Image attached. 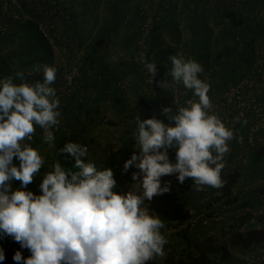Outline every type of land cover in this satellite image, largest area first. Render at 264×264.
I'll return each instance as SVG.
<instances>
[{
	"label": "clouds",
	"instance_id": "clouds-1",
	"mask_svg": "<svg viewBox=\"0 0 264 264\" xmlns=\"http://www.w3.org/2000/svg\"><path fill=\"white\" fill-rule=\"evenodd\" d=\"M168 59L170 67L157 83L173 97V106L162 109L170 124L139 115L130 122L135 151L121 172L138 171L123 188L104 161L92 158L87 144L69 139L58 146L62 109L53 87L56 67L39 66L42 78L32 83L23 72L0 77V240L10 237L28 251L27 257L15 251L16 264H156L169 243L166 220L149 207L154 196L171 189L161 178L175 176L181 184L191 178L196 192L223 187L230 143L243 139L234 125L246 121L237 116L230 125L221 116L209 95L211 84L201 78V63L181 54ZM139 62L152 85L157 63L143 54ZM182 95L189 98L180 103L176 98ZM37 134L51 163L33 146ZM36 179L39 194L28 190Z\"/></svg>",
	"mask_w": 264,
	"mask_h": 264
},
{
	"label": "trees",
	"instance_id": "trees-1",
	"mask_svg": "<svg viewBox=\"0 0 264 264\" xmlns=\"http://www.w3.org/2000/svg\"><path fill=\"white\" fill-rule=\"evenodd\" d=\"M20 4L24 0H17ZM68 1V0H64ZM73 1L75 4L74 0ZM261 0H249L246 6L257 4ZM85 3H89L87 12L91 14L94 12L92 8L94 4L90 3L89 0H85ZM108 6L105 16L101 19L99 25L96 28L95 34L89 40H82L78 35L72 33V40H75L78 44L75 48L66 46V53L78 55L82 50L81 57L78 60V76L74 79L72 92L64 97V106H62V124L60 130L56 133L58 146L66 140L79 141L86 144V134L93 125H100L103 127H115L118 122L126 123L129 129H123L125 134L128 136L124 137L120 141L122 145L116 155H114L110 164H105L114 172V178L117 180V184L120 188L125 187L127 181H131V173L134 168L130 167L127 173H122L121 169L123 163L130 158L133 154L134 140L131 139V132L135 129L134 122L135 117L141 111L143 114L140 115L141 119H147L146 112L155 110L157 112L156 118L159 119L164 116L162 109L164 107H171L172 96L169 94V98L166 97L167 93H164L158 86V81L163 79L166 75L167 69L170 67L169 56L175 51L167 43V47L163 50L159 49V46L163 45L160 38V31L167 28L170 21L165 22L163 25L155 27L154 31L148 38V56L149 61L154 60L157 63V75L154 78L152 85L144 84V75L134 65L133 59L139 55V47L137 46L138 34H137V23L135 24V18L132 16L128 20V26H125V38H122V44L120 45V53L131 52L132 62L135 70V76L137 78V86L144 85L148 89V95L142 99L135 107L130 105L125 100L128 89L126 87L121 88L118 85L119 82L125 81L124 74L121 73L124 63L117 61L114 68L117 70L113 74H109L107 68H110L107 64L98 63L101 54H103L110 46L111 39L119 34L122 27L121 18L119 16L118 4ZM74 4L72 7L74 8ZM93 6H91V5ZM105 4V3H104ZM122 4L124 7L123 12L129 10V6ZM186 7V3L184 5ZM81 10L80 7L75 8ZM126 9V10H125ZM220 12L221 17L229 19L231 26L235 28H249V25L245 24L247 19V12L249 16L252 15L247 11H232L223 10ZM222 12V13H221ZM27 13L31 14L32 17H37V10H29ZM121 13V12H120ZM110 14V15H109ZM245 14V15H243ZM175 14H170V17ZM177 15V14H176ZM175 15V16H176ZM76 13L72 14V20L77 18ZM97 17V15H96ZM3 18V12L0 8V20ZM69 23L66 22L63 25V29L67 32ZM190 45L188 47L189 56L201 63L204 67V72H207L212 67H216L220 72L217 78L219 83L214 86V89H221L229 86L231 82H234V78L239 77L238 69L242 72L245 71L243 65L246 63V59L249 57L248 53H244L235 48L228 51L210 53L208 52V45L213 39V27L209 25L207 19H201V21L190 22ZM13 32L11 35L0 36V77H6L14 75L17 70L10 68L9 63L16 61L17 67L23 72L25 80L27 82H35L37 74L42 72V68L39 66L47 64L51 66L52 62V51L50 44L41 39L37 33L35 26L32 22H26L22 25L14 22L9 23ZM176 27V25H175ZM68 28V29H67ZM224 27L219 35L216 37L217 44H225L224 41L229 38V31ZM255 26H252V31L255 30ZM175 29V28H174ZM174 29L170 30V37L173 42H177L180 39V33L178 31L173 34ZM122 31V30H121ZM14 39L18 40V46L9 50L8 54L3 57V51L9 47V44ZM54 45L60 50L64 48V43L61 39H55ZM228 48V47H227ZM10 60V61H9ZM120 60V59H118ZM39 69V70H38ZM230 74L232 77H230ZM235 75V76H234ZM234 76V77H233ZM148 78V75L146 76ZM79 82L80 85H76ZM224 81V82H223ZM20 81H17L19 83ZM110 105V106H109ZM105 106H108L114 116L109 118L106 114ZM130 109V113L127 112ZM128 113V114H126ZM126 114V115H125ZM167 120V118H166ZM40 138H35L33 143L34 147L41 146ZM252 162L248 170L244 173L243 182H239V187L242 188L248 184H254L257 188L264 187V167L259 162L264 159V147L255 149L252 153ZM14 163L16 160L14 158ZM227 166L223 170H226ZM241 175L238 171L230 175L227 179L223 180V187L220 189L207 187L203 191L196 192L191 189V178H186L183 184L179 183L175 176H173V185L175 191L171 190L168 193L163 194V198L166 204L172 207V215L169 218L161 216L165 219L166 230L175 231L177 230L178 240L176 243L171 244L170 242L166 245L169 249L166 253L164 263L166 264H236L235 258L231 251L235 248H245L250 245L252 241H264V217L263 215H255L252 211L238 214L236 209L232 210L228 217L220 222H216L213 219V204L218 202L219 198L215 197L217 190H223L224 198L228 204H232L236 197L231 199L228 196L232 195V190L236 188L238 184L237 178ZM170 176H164L161 178V182H164ZM262 180L263 182L261 183ZM39 179H36L28 185V190L39 194L38 184ZM18 181L13 182V187L18 186ZM249 206L251 210L256 209L259 205L254 200L243 203L242 206ZM263 224L259 227L253 225L257 222ZM0 247L5 249V260L0 264H16L13 261L12 256L19 248L18 242L13 241L10 237L0 240ZM22 255L27 257L28 251L21 250ZM210 256H213L211 258ZM156 264H161L160 260Z\"/></svg>",
	"mask_w": 264,
	"mask_h": 264
},
{
	"label": "built area",
	"instance_id": "built-area-1",
	"mask_svg": "<svg viewBox=\"0 0 264 264\" xmlns=\"http://www.w3.org/2000/svg\"><path fill=\"white\" fill-rule=\"evenodd\" d=\"M120 4L129 6V17H134L137 23V46L139 47V55L135 58L137 67L144 75V84H148V74L143 69L142 64L139 62L141 54L146 58L148 56V38L158 25H163L165 22L170 21V14H177L180 21L176 24L173 31L180 33V39L177 42L170 43L169 46L175 51L171 55L181 54L186 59L189 56L188 47L190 45V21H201L207 19L209 25L213 27V39L210 41L207 49L210 53L222 52L225 49L228 51L233 48L248 53L246 63L243 65L245 71L238 69L239 77L235 79L230 85L214 89V86L220 84L217 78V68L212 67L207 72L202 74L201 78L207 79L211 84V91L209 95L212 97L213 103L216 105L221 116L225 118L226 122L231 125L234 117L239 116L240 121L234 127L237 135L243 139L239 142L233 140L230 143L231 151L225 157L226 170H222V179H227L235 171L241 173L237 178L238 184L232 190V195L228 196L233 199L230 205L224 198L223 190H217L215 197L219 200L213 204V219L220 222L229 213L236 209L238 214H243L252 211L253 214L263 215L264 217V187L257 188L253 183L248 184L242 188L239 187V182H243V177L247 167L252 162V153L255 149L264 147V0L255 4L252 9L251 19L255 23V30L249 32L247 35L241 34L239 28L231 26L229 19L216 15L215 10L220 11H247L246 6L249 0H203V5L194 2L199 0H115ZM192 2V3H191ZM185 3L189 4L190 8L184 7ZM73 1L64 0H24L20 4L17 0H0V8L3 12V18L0 20V36L11 35L13 27L11 28L10 22L22 25L26 22H32L35 26L37 35L47 41L50 45L54 44L55 39H61L64 43L62 52L64 56L66 53V46L73 45V40L67 37V33L62 28L64 23L72 21V14L75 13L72 7ZM91 5V4H90ZM93 6V5H91ZM94 11H104V5L101 4L98 9L92 7ZM37 10L38 16L32 17L27 13L29 10ZM215 13V15H214ZM222 13V12H221ZM120 16V15H119ZM122 27L124 30L127 26V20L120 16ZM227 27L229 31L228 40L224 41L225 44H217L216 37L219 33ZM78 43L76 42V45ZM228 47V48H227ZM76 49V46L74 47ZM81 52L78 53L76 60L72 64L69 74L66 76V81L69 85L73 79L78 76V63L81 57ZM170 55V56H171ZM126 82L121 81L118 83L121 88L126 87ZM189 96H179L176 99L180 103L188 99ZM173 99V97H172ZM264 167V159L259 162ZM221 189V188H220ZM254 200L258 203L256 209L251 210L249 206H242L246 201ZM263 224L255 223L254 227H259ZM231 251L235 258L236 264H264V241H252L248 247L239 249L235 248ZM222 264H225L223 262Z\"/></svg>",
	"mask_w": 264,
	"mask_h": 264
},
{
	"label": "rangeland",
	"instance_id": "rangeland-1",
	"mask_svg": "<svg viewBox=\"0 0 264 264\" xmlns=\"http://www.w3.org/2000/svg\"><path fill=\"white\" fill-rule=\"evenodd\" d=\"M105 3V2H104ZM114 4H117L116 1ZM95 6V5H94ZM100 7V5L98 6ZM119 9V15L122 16L124 19L127 20V26H128V20H130L131 17H129L130 13L128 11H125V13L123 12L124 7H122V4H118ZM105 11L107 12V10L104 11H100L97 14V17H93L92 15H89V17H85L84 15L81 18H75V20L73 19L72 21H70L69 23V28L67 30V37H72V29L75 30V33L82 39L85 40H89L95 30V28H97V26L99 25L101 19L105 16ZM121 12V13H120ZM76 13V12H75ZM110 15V14H109ZM119 35V34H118ZM119 37V36H118ZM163 45L159 46L158 48L163 50L165 47H167V43L169 42L168 38L166 37H160ZM115 39V38H114ZM122 40V38H121ZM117 41L113 40L111 46H110V57H113V61L116 62L117 61H122L124 63L123 67H122V73L124 72V78H125V82L127 83L128 87V91L127 94L129 97L133 98V104L138 103L140 101V99H145L148 95V89L144 86V85H140V86H135V84H137V78L135 76V70H134V66H133V62L134 65H136L135 60L133 59L132 62V56H131V52L127 53L126 51H124V53H120V51L117 49ZM73 45L69 46L70 48H74L76 46V41L73 40ZM18 46V40L14 39L13 41H11V43L9 44V47L5 48L3 51V57L6 56L9 52V50H12L13 48H16ZM51 51H52V62H51V66L56 67L57 69V73H56V81L53 85V87L56 88L57 90V94L60 97L61 100V105L60 107L62 108V106H64V97L68 96L72 90H73V83H74V79L71 82V85L68 84V82L66 81V76L69 74L70 69L72 68V64L74 63V61L76 60L77 56H73L69 53H67L64 56V53L62 52V50H60L57 46H55L54 44L50 45ZM164 51V50H163ZM119 53L120 57L116 56V54ZM120 59V60H118ZM10 61V60H9ZM114 64H117V63ZM9 66L11 69L13 70H17V72H20L21 70L17 67V63L16 61H11L9 63ZM115 65L112 66V68L109 70V74L114 73L117 68H114ZM37 80L42 78V72H39L37 74ZM76 85H80L79 82H76ZM167 98H169V94L166 95ZM138 101V102H136ZM106 112H110L109 111V107L106 106L105 108ZM153 110H150L148 112H146V116L148 118H152L153 117ZM110 114V113H109ZM156 117V116H155ZM162 122H164L165 124H170V122L168 120H166V117L161 115V118H159ZM39 129H37V133H39ZM122 136H128V134H125V132L123 131V129H106L103 126L100 125H93V127H91L89 129V132L86 134V139H87V145L90 148L91 151V156L93 159H95L97 162L102 163L104 161L105 164H110V162L112 161L114 155H116V153L118 152L120 147H114L116 144H120V138ZM37 138H39V135L37 134L36 136ZM39 148L42 151V154L45 156L46 160L48 161V163H51V160L53 159L52 155L49 154L45 148L46 146L41 145L39 146ZM170 160L174 162V153L171 152V156H169ZM105 159V160H104ZM251 165V164H250ZM250 165L247 167V170L249 169ZM134 171H138L137 169H134ZM133 171V172H134ZM166 181H170L171 182V190L175 191L174 189V181H173V176L168 177V179ZM261 182H263L262 180H260ZM132 181H127V184H130ZM257 182V180L255 181ZM254 182V183H255ZM264 183V182H263ZM125 185V186H126ZM162 186H163V182H162ZM163 198V194L159 195V196H154L152 201L149 202V207L150 210L155 211L156 213H158L161 216H165L167 218H169L170 216L167 215H172V207L168 206L165 202ZM166 235L168 237V240L171 244L176 243L178 240V235H177V230L175 231H169L166 230ZM169 249L166 248V253H168ZM166 257V255H165ZM160 260L161 264H166L164 263V259ZM211 258H213V256H210Z\"/></svg>",
	"mask_w": 264,
	"mask_h": 264
},
{
	"label": "crops",
	"instance_id": "crops-1",
	"mask_svg": "<svg viewBox=\"0 0 264 264\" xmlns=\"http://www.w3.org/2000/svg\"><path fill=\"white\" fill-rule=\"evenodd\" d=\"M75 1V4H74V10H75V8L77 7H80L81 6V10L79 9V10H76V16H78L79 18H81L83 15L85 16V17H89V15H92L93 17H95L97 14H98V11L96 10V11H94V12H92L91 14H89L88 12H87V9L89 8V3L88 2H84L85 0H74ZM88 1V0H87ZM89 2L90 3H92V4H94L95 5V9H98V6L100 5L101 6V4H103L104 5V9L106 8L107 9V7L109 6L110 7V5H114V3H115V0H89ZM104 2H105V4H104ZM192 3V2H191ZM191 3H186L187 4V7H189V9L190 8H192V7H194V6H192V7H190L189 6V4H191ZM194 3H197L196 4V6L198 5V4H200V5H203V0H199L198 2H194ZM254 5L255 4H253V5H250V6H248V11L250 12V14H251V11H252V9H253V7H254ZM128 7V6H127ZM129 8V7H128ZM126 10V9H125ZM219 10V9H218ZM128 11V10H127ZM216 11V10H215ZM220 11V10H219ZM216 13V12H215ZM215 13H214V15H215ZM218 14H216V15H220L219 13L220 12H217ZM247 14H248V16H247V19H245V24L246 25H249L250 27L248 28H245V29H241V28H239V31H240V33L242 34H245V35H247L249 32H252V26H255V23H254V21L251 19V17L249 16V13L247 12ZM243 15H245V14H243ZM77 17V18H78ZM171 21H172V23H169V25H167V28H165V29H163V30H161L160 31V37H166V38H168V40H169V42H168V44L169 43H173V40L171 39V35H170V30L171 29H174L175 28V25L178 23V21H180V19H179V17H177V16H175V15H172V17H171ZM135 24H136V20H135ZM95 32H96V28H95V30H94V32H93V34H91L92 36L95 34ZM72 33L74 34L75 33V30L74 29H72ZM125 33H126V30L124 29V30H120L119 31V35H117L116 37L114 36L112 39H111V43H110V46H111V44H112V42H113V40H115V41H117L116 43H114V44H117V49L120 51V45L122 44L121 42H122V40H121V38H125ZM76 34V33H75ZM77 35V34H76ZM119 36V37H118ZM115 38V39H114ZM82 40H85V39H83L82 38ZM110 46L107 48V50L103 53V54H101V56H100V60L98 61V63H102V64H107V65H109V67L110 68H107V70L109 71L111 68H112V66L113 65H115L114 63L116 62V60L115 61H113V57H110ZM116 56H118V57H120V54L119 53H117L116 54ZM220 72V70H217V73H219ZM121 73H122V70H121ZM113 74V73H112ZM123 74H124V72H123ZM235 76V75H234ZM233 76V77H234ZM230 77H232V75L230 74ZM235 79L236 78H234V81H235ZM137 82V84H138V82L139 81H136ZM224 82V81H223ZM231 83H233V82H231ZM137 84H135V86L134 87H136V85ZM125 100L127 101V103L130 105V107H135L138 103H134L133 104V101H134V99L133 98H131V97H129L128 95H126V98H125ZM142 99H140V101H141ZM139 101V102H140ZM136 102H138V101H136ZM110 106V105H109ZM106 107V106H105ZM111 109H109V111H110ZM112 111V110H111ZM106 112V114H108V116H109V118H112V117H115L114 116V112L112 113V112ZM127 112H129L130 113V109H129V111H127ZM142 112H144V111H141V112H139L137 115H142L143 113ZM126 114H128V113H126ZM125 114V115H126ZM158 114H157V112L154 110V113H153V116H157ZM104 128H106V129H129L128 128V125L126 124V123H122V122H118V125H116L115 127H109V128H107V127H104ZM123 139V136L120 138V140L119 141H121ZM132 149H133V152L135 151V149H134V147H132ZM171 152H173V151H169V156H171ZM174 153V152H173ZM263 181H264V179H263ZM262 183V182H261Z\"/></svg>",
	"mask_w": 264,
	"mask_h": 264
}]
</instances>
